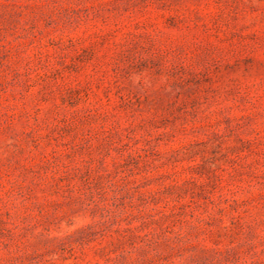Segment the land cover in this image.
Masks as SVG:
<instances>
[{
	"label": "rangeland",
	"instance_id": "rangeland-1",
	"mask_svg": "<svg viewBox=\"0 0 264 264\" xmlns=\"http://www.w3.org/2000/svg\"><path fill=\"white\" fill-rule=\"evenodd\" d=\"M0 264H264V0H0Z\"/></svg>",
	"mask_w": 264,
	"mask_h": 264
}]
</instances>
